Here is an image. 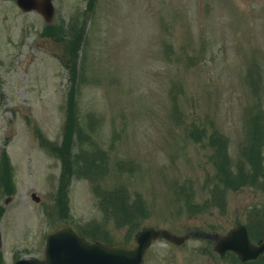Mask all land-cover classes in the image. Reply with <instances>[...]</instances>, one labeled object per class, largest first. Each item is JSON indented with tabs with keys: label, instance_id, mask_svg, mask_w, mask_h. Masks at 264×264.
I'll return each mask as SVG.
<instances>
[{
	"label": "rangeland",
	"instance_id": "374dc122",
	"mask_svg": "<svg viewBox=\"0 0 264 264\" xmlns=\"http://www.w3.org/2000/svg\"><path fill=\"white\" fill-rule=\"evenodd\" d=\"M53 3L47 24L39 12L0 0V157L6 151L13 167L5 186H15L0 191L3 264L42 258L47 233L64 222L89 237L100 235L93 233L97 229L112 241L129 235L127 244L134 242L137 230L109 219L96 225L103 214L91 181L68 178L69 165L59 180L61 161L38 144L39 133L60 140L67 95L83 126L89 117L96 120L83 146L96 161L99 147L106 159L97 161L100 170L88 168L92 182L110 191L123 185L128 202L145 207L140 227L224 234L243 223L256 242L264 173L256 184L224 191L223 182L213 179L223 160L234 175L243 158L244 106L264 107V0ZM45 25L49 31L41 34ZM252 63L258 68L250 69ZM257 126L250 136L257 139L264 172V124ZM120 159L132 165L120 169ZM244 166L250 170L247 161ZM58 195L68 201L67 214ZM144 264L240 263L217 255L211 240L191 236L181 245L154 241ZM255 264H264V256Z\"/></svg>",
	"mask_w": 264,
	"mask_h": 264
},
{
	"label": "water",
	"instance_id": "95a60500",
	"mask_svg": "<svg viewBox=\"0 0 264 264\" xmlns=\"http://www.w3.org/2000/svg\"><path fill=\"white\" fill-rule=\"evenodd\" d=\"M17 3L23 10L37 9L47 21H50L54 14L51 0H17ZM32 196L38 200L35 194ZM195 234L215 239V250L222 254L233 250L242 261L255 259L264 251V232L260 243L255 245L250 242L247 229L241 224L231 228L224 236L201 232ZM158 237H166L180 244L188 235L177 236L169 230L147 226L136 234L135 245L129 249L120 244L89 243L75 236L68 227L61 226L47 238L45 259H22L15 264H141L146 249L152 240Z\"/></svg>",
	"mask_w": 264,
	"mask_h": 264
},
{
	"label": "trees",
	"instance_id": "16d2710c",
	"mask_svg": "<svg viewBox=\"0 0 264 264\" xmlns=\"http://www.w3.org/2000/svg\"><path fill=\"white\" fill-rule=\"evenodd\" d=\"M258 112L255 114H250L248 117V120L246 122L247 133H248L247 138H246L247 141H245V143L241 146V149H240V154H241V157H243V158H240V160L238 162H236V164H235L237 172L234 175H229L231 173V171L230 170L227 171V169L225 168V166L227 165V162H225V160H223L221 163L222 167L218 171L217 170L215 171L216 179H213V180L217 181V182H223V184H222L223 188H221L222 191H224V189L227 188V186H229L230 188H233V189H238L241 187V185H245V184H249V183H251V184L255 183L256 184L257 176L260 174L263 175V173H264L263 171L260 172L261 157L259 156L260 152H259V147L257 145V139L255 137L253 139L250 136V133L251 134L257 133V128H258L257 125L260 124V126H262L264 124V115H262ZM78 122H77L75 113L73 112V110H71V106H70V109L68 110V113H67L65 130H64L65 131V139H66V142L71 141L72 133L74 131H77L76 134H77L78 139H79L80 147H79L78 151H76L73 154L71 153L69 155V157L64 160L65 174L67 173L68 163L72 159H77L79 157H83L87 160V167L90 169L93 168L94 170L99 165L101 166L100 162H97L99 160V158H101L102 160L106 159L105 153L103 152V157H102L100 148H98L99 151L97 153L98 157H97V161H96L95 158H93L94 154L93 153L91 154V151L86 150V148H84V146H83V144L85 142L89 143L91 141L92 137H89L88 134H90L91 130H92L91 129V125H92L91 123L96 122V120H93L91 117H89V120L85 124L87 129H83L82 124L80 122L79 123ZM97 125L98 124L95 123V126H97ZM213 136H215V135H213ZM67 147H68V143H67L66 150H65L66 152H67ZM95 152H96V150H95ZM245 161H247L249 163V168H250L249 171H247L246 166H244ZM116 165L120 169L128 167V166H126V164L123 161H118ZM103 169H105V168H103ZM6 174H7V172L4 169V176ZM91 175L92 174H87V177L89 179H91L92 181H94L95 178L92 177ZM68 177H69V175H68ZM92 183H93V187L95 189V193L99 198V206L102 209V211L105 215V218L114 222L118 227H122V226L129 227L130 231H134V230L139 229V227L141 225L140 223L145 216V207L142 203H139L138 200H135L132 204L129 203L127 198H126V194L124 192H122V191H124V189L121 187H117L115 189L113 188V190L111 189V191H110L108 189H105L101 186L96 185L97 183L96 184H94V182H92ZM213 188L216 189L217 186H215ZM221 189H219L218 192H221ZM119 192H121V194H119ZM191 205H194V204H191ZM260 230L261 229L259 228L257 230V232H260ZM94 237H96L95 234H94ZM131 238H132V236L127 235L124 237L123 242L127 243L126 240H129ZM105 241L111 242L112 240L110 239V237L107 236L105 238Z\"/></svg>",
	"mask_w": 264,
	"mask_h": 264
}]
</instances>
